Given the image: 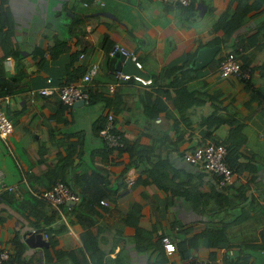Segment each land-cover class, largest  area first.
I'll return each instance as SVG.
<instances>
[{"label": "crops", "instance_id": "obj_1", "mask_svg": "<svg viewBox=\"0 0 264 264\" xmlns=\"http://www.w3.org/2000/svg\"><path fill=\"white\" fill-rule=\"evenodd\" d=\"M116 43L150 83L116 84L114 69L131 72L109 57ZM228 52L249 79L219 75ZM92 66L89 103L38 91ZM0 108L13 123L16 160L0 142L9 191L22 199L62 181L80 195L73 210L0 202V249L25 243L14 264H264V0H0ZM110 112L124 147L99 133ZM208 141L227 147L226 186L182 161ZM32 229L48 246L25 242Z\"/></svg>", "mask_w": 264, "mask_h": 264}, {"label": "built area", "instance_id": "obj_2", "mask_svg": "<svg viewBox=\"0 0 264 264\" xmlns=\"http://www.w3.org/2000/svg\"><path fill=\"white\" fill-rule=\"evenodd\" d=\"M169 1V0H162ZM179 4L187 6L190 0H177ZM123 55L130 57L137 68H140L141 63L136 60L135 55L127 47L121 44H114L109 50V56ZM97 71L95 66L88 69L83 76L72 83L56 86L53 85L50 78H47V84L38 89L42 95L56 94L58 98L66 105H73L78 100H83L84 103L90 102L88 91V83L92 79L93 73ZM218 73L222 77L230 75L236 76L240 79H247L251 76V71L243 67L242 61L236 56L234 52H228L219 63ZM113 74L116 79V84L120 80L133 79L141 84L150 83V79H145L138 72H123L121 69H114ZM114 83L109 84L108 91H114ZM114 115L108 113L105 125L99 130L100 135L105 139L106 143L111 147H123L125 145L121 136L113 129ZM13 132V123L9 116L0 108V142L5 147V158L7 160H16V154L13 144L10 140V135ZM227 153L224 144L208 141L204 144L188 150L184 154V158L192 165H197L207 173L215 175L219 186L228 185L233 176V171L227 165L225 156ZM12 185H8L3 181L2 171L0 170V190H11ZM32 195L40 200L49 203L55 210L60 211L62 204H67V208L71 209L72 202H77L80 195L68 184L57 181L49 188L29 189ZM101 203L107 202L101 200ZM36 233V229L31 230ZM43 238H48L47 233H42ZM163 250L166 254L171 255L176 251V244L170 239L169 236H163L161 239ZM0 264H14L10 261V250L6 247L0 249ZM181 264H214L207 260L200 258H189L184 260Z\"/></svg>", "mask_w": 264, "mask_h": 264}, {"label": "water", "instance_id": "obj_3", "mask_svg": "<svg viewBox=\"0 0 264 264\" xmlns=\"http://www.w3.org/2000/svg\"><path fill=\"white\" fill-rule=\"evenodd\" d=\"M216 48H217L216 46L201 47L194 57L195 67H201L205 65L209 61V59L213 57ZM116 57L118 58L116 65H120L121 62L124 61L126 68L130 69L131 72H137L135 70V68L137 67L135 66L134 61L130 57H125L119 54L116 55ZM82 104H84L83 100H78L77 102L74 103V105H82ZM182 159H183L182 161L186 164L187 160L184 157H182ZM74 203L75 202H72V204ZM24 240L30 247L48 246V242L46 239L43 238L42 233L30 232L29 235H27Z\"/></svg>", "mask_w": 264, "mask_h": 264}, {"label": "trees", "instance_id": "obj_4", "mask_svg": "<svg viewBox=\"0 0 264 264\" xmlns=\"http://www.w3.org/2000/svg\"><path fill=\"white\" fill-rule=\"evenodd\" d=\"M109 57L114 59V57H116V56H109ZM112 63H113V61H112ZM247 79H249V78H247ZM88 91H89V89H88ZM89 96H90V93H89ZM226 149H227V147H226ZM225 161H226L227 165L231 168L232 164L230 162V159L228 158V150H227V153L225 156ZM31 195H32V193H31ZM0 202H3V203H5L9 206H12V207H14L16 204L20 205V204H24V203H26V204L28 203L29 205L41 207V206H45L44 204L46 201L40 200V199L34 197L33 195H32V197H23L22 199H20L19 197H17L15 195L14 192H11L8 189H5V190H0ZM73 207H74V205H72L71 210H73ZM13 244H14V253L12 254V252H10V261L11 262H13L14 257H16L18 260H20L23 257V252H24V248H25V243L22 242L18 237H16V239L13 240Z\"/></svg>", "mask_w": 264, "mask_h": 264}]
</instances>
